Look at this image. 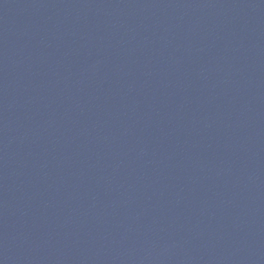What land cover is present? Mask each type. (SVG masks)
<instances>
[{"label":"water","instance_id":"obj_1","mask_svg":"<svg viewBox=\"0 0 264 264\" xmlns=\"http://www.w3.org/2000/svg\"><path fill=\"white\" fill-rule=\"evenodd\" d=\"M0 264H264V0H0Z\"/></svg>","mask_w":264,"mask_h":264}]
</instances>
